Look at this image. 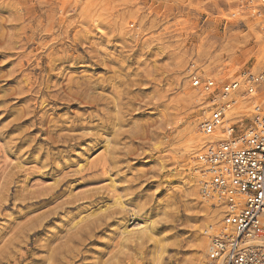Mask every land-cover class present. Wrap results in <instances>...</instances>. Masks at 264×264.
<instances>
[{"label":"rangeland","instance_id":"rangeland-1","mask_svg":"<svg viewBox=\"0 0 264 264\" xmlns=\"http://www.w3.org/2000/svg\"><path fill=\"white\" fill-rule=\"evenodd\" d=\"M242 1L0 0V264L207 258L223 208L196 190L189 74L264 67Z\"/></svg>","mask_w":264,"mask_h":264},{"label":"built area","instance_id":"built-area-1","mask_svg":"<svg viewBox=\"0 0 264 264\" xmlns=\"http://www.w3.org/2000/svg\"><path fill=\"white\" fill-rule=\"evenodd\" d=\"M264 0H243L240 9L259 16ZM203 94L207 115L198 124L204 143L194 155L199 195L223 208L221 230L210 234L207 257L221 264H264V105L257 100L264 67L217 87L189 74ZM247 102V112L238 108ZM193 173V170H192Z\"/></svg>","mask_w":264,"mask_h":264},{"label":"bare ground","instance_id":"bare-ground-1","mask_svg":"<svg viewBox=\"0 0 264 264\" xmlns=\"http://www.w3.org/2000/svg\"><path fill=\"white\" fill-rule=\"evenodd\" d=\"M195 92H198V90H195ZM186 95V94H185ZM189 95V97H190V94H188ZM197 95V101H199V100H201L200 99V97H204V95L203 94H201V93H199L198 92V94H196ZM202 95V96H201ZM185 98H187V97H185ZM257 100L259 101V102H261L263 105H264V97L261 95H259L258 94V98H257ZM238 108H241V109H243V110H246V112L248 113V110H249V107H248V104H247V102H239V105H238ZM205 110L203 111V115H205V114H208L207 113V109H206V106H205V108H204ZM248 116H249V113L247 114ZM206 116V115H205ZM198 130V129H197ZM195 131V128H193L192 129V136L190 137V139H189V141H188V148L186 149V150H188V151H190V149H192L193 148V150H196V148L198 147V149L201 147V145L204 143V138L203 137H200L201 135L199 134V132L198 131ZM186 147V146H185ZM195 148V149H194ZM197 149V150H198ZM192 158H194V156L192 157ZM194 163H195V161H194ZM195 165H196V163H195ZM195 165L193 166V174H195V177L194 178H196V182H195V185L197 186L196 188V190H197V193H198V197H199V199L201 200V201H203V202H205V203H207L208 202V200L207 199H204V198H202L200 195H199V185H198V176L196 175V173L194 172L195 170H194V168H195ZM195 185H194V187H195ZM129 222V221H128ZM208 225H210V224H208ZM207 226V225H206ZM208 227V226H207ZM212 230V229H211ZM125 231H127L126 229H125ZM204 231V230H203ZM206 231V230H205ZM215 233V232H214ZM205 235L203 236V241H204V243L205 244H208L209 245V240H210V234H208V232L206 231L205 233H204ZM202 237V236H201ZM200 239V238H199ZM203 243V242H202ZM205 244H204V247H205ZM250 244H255V245H259V244H263L264 245V241H261V240H253L252 242H250ZM203 247V248H204ZM207 250L206 251H208V246H207V248H206ZM206 254V253H205ZM203 261H205V262H207L208 264H221V262H220V260H217V261H210L209 259H208V257L206 258L205 257V255L204 254H202L201 255V257H200V259H199V264H202L203 263ZM204 262V263H205Z\"/></svg>","mask_w":264,"mask_h":264}]
</instances>
